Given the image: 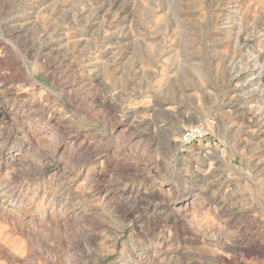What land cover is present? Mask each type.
<instances>
[{
  "label": "rangeland",
  "instance_id": "rangeland-1",
  "mask_svg": "<svg viewBox=\"0 0 264 264\" xmlns=\"http://www.w3.org/2000/svg\"><path fill=\"white\" fill-rule=\"evenodd\" d=\"M0 264H264V0H0Z\"/></svg>",
  "mask_w": 264,
  "mask_h": 264
}]
</instances>
